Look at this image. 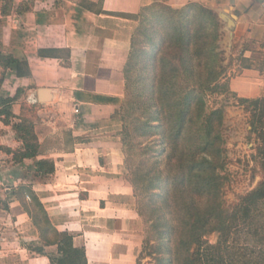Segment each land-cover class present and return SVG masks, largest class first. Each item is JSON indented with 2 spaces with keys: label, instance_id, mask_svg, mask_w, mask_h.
Wrapping results in <instances>:
<instances>
[{
  "label": "crops",
  "instance_id": "1",
  "mask_svg": "<svg viewBox=\"0 0 264 264\" xmlns=\"http://www.w3.org/2000/svg\"><path fill=\"white\" fill-rule=\"evenodd\" d=\"M156 1L174 9L195 2L218 17L222 11L233 15L232 39L219 17L228 90L237 98L264 97V0H0V53L18 60L16 68L0 66V96L18 94L8 107L13 117L7 123L0 116V145L22 148L13 123L26 118L27 108L35 109L32 124L39 142L36 159L21 163L0 150V264H52L49 257L57 255L55 246L42 247L20 201H7L22 183L21 169L27 167L21 165L35 169L39 159L54 162L49 177L54 176L52 181L35 177L32 189L53 226L85 247L87 263L136 264L139 216L123 177L121 123L114 114L124 98L123 66L137 26L126 15ZM219 44L222 49L223 41ZM42 88L48 96L44 102ZM27 242L41 246L44 254Z\"/></svg>",
  "mask_w": 264,
  "mask_h": 264
},
{
  "label": "trees",
  "instance_id": "2",
  "mask_svg": "<svg viewBox=\"0 0 264 264\" xmlns=\"http://www.w3.org/2000/svg\"><path fill=\"white\" fill-rule=\"evenodd\" d=\"M126 16L137 26L123 66L124 98L114 116L121 121L118 135L133 195L148 197L147 233L136 264L145 251L153 264H264V97L237 98L228 90L229 63L214 10L195 2L174 9L156 1ZM17 65L11 55L0 53L2 68ZM213 94H228L249 112L261 165L257 186L229 206L222 199L221 174L227 104L209 107L207 97ZM17 96H0L4 122L13 117L8 107ZM13 128L22 148L0 145V150L15 162L36 159L39 142L32 120L26 114ZM54 167L52 160L39 159L34 172L46 177ZM12 193L38 229L42 247L55 246L52 264H88L85 247L53 226L31 187ZM137 213L143 215L141 206ZM211 234L213 242L207 238ZM42 247L32 250L44 254Z\"/></svg>",
  "mask_w": 264,
  "mask_h": 264
},
{
  "label": "rangeland",
  "instance_id": "3",
  "mask_svg": "<svg viewBox=\"0 0 264 264\" xmlns=\"http://www.w3.org/2000/svg\"><path fill=\"white\" fill-rule=\"evenodd\" d=\"M224 37H226V35L223 33L222 38H221V42L223 41V44L221 46L225 53L227 47L225 45ZM221 103L227 104L225 107V120H224V130H223V136L225 139V148H226V164H225L224 169L221 171V174L224 177V185L222 188V199H223L225 206H229L233 204L234 202H236L240 196L251 191L257 186L260 180L261 165H260V159L257 155V149H256L257 141L255 139V135L250 132L249 112L245 111L243 105H237L236 99H234L228 94H227V97L225 94H213L207 97V104L209 107H215V106L220 105ZM27 116L29 117L30 120H33L35 118V109L34 108L28 109ZM120 130H121V126L119 128V131ZM119 131H118V134H119ZM54 144L56 148H59L60 146L59 142H54ZM66 144L67 146L71 145V143H66ZM123 158H124V155H123ZM132 161H137V164L139 165V162H138L139 159L136 160V156L132 157ZM132 163L133 162L130 161L131 165H133ZM30 165L31 164L21 165L22 167L26 166L27 168L21 169V171H25V173L20 174L21 176H23V179L21 181L22 183L20 184V186L24 185L26 187L32 188L31 182L36 180L35 177L37 178L40 177V179L46 180V181H52V177L54 175L51 178L49 176H46V177L36 176L34 173H32L33 170L35 171V169L33 168V165H32L33 170L28 168L30 167ZM139 167H141V165ZM5 168H9V167H5ZM127 168L129 167L124 163V159H123V170H122L123 177L127 180L128 184L131 185L130 182L128 181ZM68 175H69L68 178L73 180V177L71 176V174H68ZM60 177L61 175L58 174V176L55 179H53V181L54 180L56 181ZM8 180H10V178H8L7 181L3 180V183L4 184L8 183ZM23 181L25 182L24 184H23ZM20 186H18V188ZM131 188L133 192L132 185H131ZM22 195H24L26 202L30 201V197L28 194H25L24 192L22 193ZM91 195L93 196V194ZM100 196H104V195L100 194ZM100 196L95 195V198L98 199ZM12 197L17 198L12 192H10V196H7V201L9 198H12ZM147 203H148V197L143 198L140 196L139 200L136 199L135 197L132 199V205L134 206L136 211L141 206V209L143 212L142 216H139V214L137 213L139 216L138 229H139V232H141L140 234L142 237L140 252L142 250L143 240H144V237L146 236L147 227H148V223L146 222V218H147L146 204ZM1 206H4V204L0 205V207ZM30 222L32 225H34L31 219H30ZM10 232L14 233V229L12 225L10 228ZM207 238L211 242H213L216 239V235L211 234ZM26 244L27 246L31 248L39 247V245H35L33 242H27ZM47 251H48L47 252L48 254L50 255L53 254L51 253V250H47ZM139 254L137 255V257L139 256ZM139 263L140 264H153V260L151 256L146 254V251H145L143 255L141 256Z\"/></svg>",
  "mask_w": 264,
  "mask_h": 264
},
{
  "label": "water",
  "instance_id": "4",
  "mask_svg": "<svg viewBox=\"0 0 264 264\" xmlns=\"http://www.w3.org/2000/svg\"><path fill=\"white\" fill-rule=\"evenodd\" d=\"M219 17L224 21L225 27L223 31H226L227 37L232 39L233 37V15L228 16L226 11H222L219 13ZM39 98L40 101L44 102L47 101V90L42 88L39 90Z\"/></svg>",
  "mask_w": 264,
  "mask_h": 264
},
{
  "label": "built area",
  "instance_id": "5",
  "mask_svg": "<svg viewBox=\"0 0 264 264\" xmlns=\"http://www.w3.org/2000/svg\"><path fill=\"white\" fill-rule=\"evenodd\" d=\"M74 111H75V112H78V110H77V109H75Z\"/></svg>",
  "mask_w": 264,
  "mask_h": 264
}]
</instances>
